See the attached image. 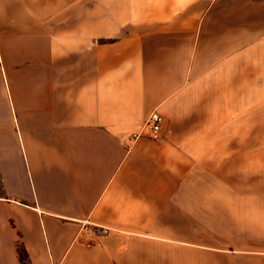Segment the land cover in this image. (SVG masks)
Instances as JSON below:
<instances>
[{"label":"crops","instance_id":"1","mask_svg":"<svg viewBox=\"0 0 264 264\" xmlns=\"http://www.w3.org/2000/svg\"><path fill=\"white\" fill-rule=\"evenodd\" d=\"M262 79L264 0H0V264H264Z\"/></svg>","mask_w":264,"mask_h":264},{"label":"built area","instance_id":"2","mask_svg":"<svg viewBox=\"0 0 264 264\" xmlns=\"http://www.w3.org/2000/svg\"><path fill=\"white\" fill-rule=\"evenodd\" d=\"M161 115L157 111H152L145 122L146 131L150 138L156 139L159 137L160 125H161ZM139 133H133L131 138L138 137Z\"/></svg>","mask_w":264,"mask_h":264},{"label":"rangeland","instance_id":"3","mask_svg":"<svg viewBox=\"0 0 264 264\" xmlns=\"http://www.w3.org/2000/svg\"><path fill=\"white\" fill-rule=\"evenodd\" d=\"M252 81H253L252 86H255V79H249V86L252 84ZM262 81L264 82V79H262ZM262 105L264 106V102ZM248 116L249 117H263L264 119V107L262 109H256V110L249 109ZM263 132H264V127H263Z\"/></svg>","mask_w":264,"mask_h":264}]
</instances>
